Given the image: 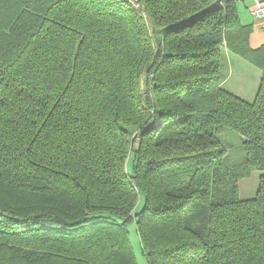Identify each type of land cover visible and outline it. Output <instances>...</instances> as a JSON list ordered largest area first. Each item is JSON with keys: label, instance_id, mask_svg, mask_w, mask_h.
Wrapping results in <instances>:
<instances>
[{"label": "trees", "instance_id": "16d2710c", "mask_svg": "<svg viewBox=\"0 0 264 264\" xmlns=\"http://www.w3.org/2000/svg\"><path fill=\"white\" fill-rule=\"evenodd\" d=\"M236 6L0 0V264H138L132 223L147 264H264V44Z\"/></svg>", "mask_w": 264, "mask_h": 264}, {"label": "crops", "instance_id": "0c3cea01", "mask_svg": "<svg viewBox=\"0 0 264 264\" xmlns=\"http://www.w3.org/2000/svg\"><path fill=\"white\" fill-rule=\"evenodd\" d=\"M248 1L251 4L253 3V0ZM251 4H246V8L252 16L249 9ZM242 12L239 10L242 22L252 26L249 40L250 46L253 48L262 46L264 44V19L257 20L252 16V20L247 21V19H242ZM226 55L229 61V73L222 83L223 87L243 99L249 101L254 100L258 89L257 85L262 77V69L258 65L244 59L236 52L227 51Z\"/></svg>", "mask_w": 264, "mask_h": 264}, {"label": "rangeland", "instance_id": "374dc122", "mask_svg": "<svg viewBox=\"0 0 264 264\" xmlns=\"http://www.w3.org/2000/svg\"><path fill=\"white\" fill-rule=\"evenodd\" d=\"M247 2V3H246ZM246 4H251L250 1H236V7H238L239 10L243 11L242 19H247V21L252 20V16L250 15L249 11L246 8ZM260 84V82H259ZM259 84L257 85V88L259 87ZM258 90V89H257ZM254 97V96H253ZM220 138L227 147L228 154L232 159H238L240 157H243L245 154L242 149V139L240 137V134L237 133V131L225 128V130L220 134ZM259 177H260V171L256 170L255 168L252 169V172L249 176L242 178L240 180V193L238 196L241 198H250L253 197V195L256 193L258 184H259ZM130 229V242L133 247L132 250H134L136 254V259L138 264H147L146 256L143 254L142 246L140 243V238L137 232V227L135 223L129 224Z\"/></svg>", "mask_w": 264, "mask_h": 264}, {"label": "built area", "instance_id": "2783aa9c", "mask_svg": "<svg viewBox=\"0 0 264 264\" xmlns=\"http://www.w3.org/2000/svg\"><path fill=\"white\" fill-rule=\"evenodd\" d=\"M224 2H229L231 0H221ZM232 1H240V0H232ZM252 16L259 20L264 19V0H253V3L249 7Z\"/></svg>", "mask_w": 264, "mask_h": 264}]
</instances>
